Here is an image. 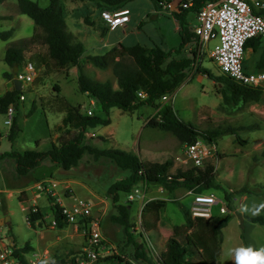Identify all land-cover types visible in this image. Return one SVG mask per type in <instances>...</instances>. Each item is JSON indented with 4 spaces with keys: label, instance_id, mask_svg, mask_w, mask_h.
I'll return each instance as SVG.
<instances>
[{
    "label": "rangeland",
    "instance_id": "1",
    "mask_svg": "<svg viewBox=\"0 0 264 264\" xmlns=\"http://www.w3.org/2000/svg\"><path fill=\"white\" fill-rule=\"evenodd\" d=\"M33 1L38 2L41 7L49 4V0ZM60 2L64 9L67 31L72 32L84 46L83 57L104 54L118 45H140L147 48L159 46L172 52L173 56H187L186 47L179 55L173 50L181 42L176 18L154 0L128 1L126 7L130 10V21L126 27L108 30L104 35L100 34L97 25H87L83 20L85 14L97 20L98 12L94 3L73 0ZM186 20L193 27L196 23L195 14L190 12ZM101 23L104 24L102 21ZM34 27L33 20L19 12L17 0H6L0 4V32L9 31L12 34L8 40L0 38V96L12 88V83L3 77L5 71H12L3 59L5 50L12 42L28 39ZM216 42L209 41L206 49H212ZM44 50V46L36 42L28 45L24 55L28 57L35 51ZM244 57V70L253 72L258 54L248 49ZM198 66L206 67L215 75L221 74L217 65L207 57V53ZM82 68L88 77L98 81L109 80L117 88L111 67L99 69L84 62ZM22 69L21 66L19 70ZM20 92L24 95V100H19L18 105L14 106L13 118L19 129L15 128L13 139L9 138L11 126L4 123L5 114L0 112V156L11 151H47L51 142L55 141L54 129L63 116V112H60L61 97L77 106L82 113L90 108L94 115L105 116L100 105L89 104L91 97L79 90L77 67L47 75L36 71L35 79L24 84ZM163 103L170 105L179 119L201 131L226 130L216 140L217 157L205 163L214 165L216 181L227 191L237 192L246 187L251 192L232 194L234 210L231 212L226 206L221 188L204 193H212L220 201L212 207L214 215L230 213L228 224L221 230L219 261L221 264H237V250L264 248V224H249L245 218L264 215V207H261L264 205V88L257 102L227 105L223 102L222 95L216 92L214 81L195 72L191 80L182 83L171 99ZM155 113L156 109L148 105L138 106L131 111L110 108V123L87 129L84 143L98 149L119 148L136 154L142 160L163 162L171 158L174 161L176 156L182 155L183 144L171 132L146 125ZM248 126L255 128L247 129ZM229 128L237 129L236 133H227ZM236 134L240 137L239 141ZM179 168L177 161H174L170 171L173 173ZM128 174V171L119 168L108 158L102 157L96 161L91 154L85 153L80 163L70 170H63L56 163L45 159L26 176H17L13 158L1 157L0 241L17 248L29 243L33 250L24 254L26 261L32 254L38 253V257H41L39 264L53 259L63 260V264L75 263V257L85 244V237L80 225L67 224L62 228L50 226L53 214L44 180L52 178L58 181L56 201L58 199L59 203L68 204L70 196L85 199L91 206L93 216L100 221L105 248L93 264H146L134 259L133 246L127 241L123 227L111 220V215L116 210L107 195V189ZM138 184L140 185H136ZM244 196L246 199L242 201ZM149 199L152 201L149 202ZM191 200L192 194H186L185 188H179L175 194L170 195L165 190L161 192L158 187L150 186L145 189L142 201L135 200L130 204L126 202V196L120 194V202L129 206L134 238L136 241L146 242L147 252L149 251L153 260L164 249V241L172 233L173 226L184 222L183 213L184 210H189ZM149 203L162 206L157 213L156 234L144 233L141 226V214ZM222 204L227 208V212L223 214L219 212ZM30 206L40 208L44 214L43 220L35 221L34 225L29 224L26 218ZM249 228L252 233L246 240L252 239V242L247 243L243 232ZM139 233H143V238ZM192 259L196 260L198 256L193 255Z\"/></svg>",
    "mask_w": 264,
    "mask_h": 264
},
{
    "label": "trees",
    "instance_id": "2",
    "mask_svg": "<svg viewBox=\"0 0 264 264\" xmlns=\"http://www.w3.org/2000/svg\"><path fill=\"white\" fill-rule=\"evenodd\" d=\"M5 0H0V3ZM19 12L30 17L34 24V31L28 38H22L10 43L4 54L5 63L11 68V72L5 71L3 77L12 83L13 68L20 69L26 62H31L36 71L45 75L61 71L62 69L77 67L79 90L87 93L91 99L98 103L105 116L87 115L80 109L60 98L63 116L60 123L55 126V141L47 151L25 150L23 152H6L1 157H11L14 160V169L17 176H26L32 169L39 166L45 159L56 163L63 170H70L76 167L85 153L91 154L97 161L102 157L108 158L119 168L128 171V175L121 180L112 183L107 189V195L115 208V213L111 215L114 224L123 227L127 241L133 246V257L146 264H221L219 261L221 230L229 221L230 213L225 215H212L208 218L192 217L189 210H184V222L174 225L172 233L164 241V249L154 261L146 249V242L136 241L131 228L129 206L120 202V194L126 195L133 186L142 181L147 187L161 186L168 193L176 189L185 188L193 193H204L205 191L222 189L226 206L229 211L234 210L232 194L250 193L249 189L243 187L240 191H227L216 181L215 167L212 163H205L203 167H189L187 169H177L171 172L173 159H166L163 162H154L140 159L136 154L121 150L119 148L98 149L90 144L84 143V135L89 128L98 125H108L110 119L108 112L110 108L116 107L122 111H131L138 106L148 105L156 109V113L147 121L146 125L156 127L164 131L171 132L179 141L184 144L195 142L198 138L216 143L217 138L226 133L219 129L199 130L196 126L179 119L173 108L167 103H160V99L165 94L174 92L186 79L189 68L194 62L192 56H173L172 52H167L159 46L150 48L140 45L134 46H113L104 54L86 55L84 46L74 37L72 32H68L64 18L63 5L61 0H49L46 7H41L33 0H17ZM78 2H92L98 12L95 20L91 15L85 14L83 20L87 25H97L101 35L109 29L100 18L102 10H115L126 7L130 0H73ZM160 5V0H154ZM211 0H194L189 8H181L174 3V16L178 22L177 30L181 42L174 52L179 55L191 42L197 40L193 27L186 20L187 15L196 13L202 5ZM264 17V9L255 11ZM101 20L104 24L99 23ZM96 21L98 22L96 24ZM11 33L0 32V38L7 40ZM39 42L44 46V51H35L25 57L24 51L28 45ZM245 51L251 49L257 53V62L254 71L264 70V41L259 37L249 38L245 45ZM130 59V61H127ZM245 61V59H244ZM89 62L99 69L112 68L115 76L117 88L113 87L111 81H98L88 77L82 68V63ZM43 68V69H42ZM197 74L206 75L214 81L216 92L222 95L223 102L227 105H238L240 103L257 102L261 98L262 87H251L236 82L225 74L215 75L206 67L198 66ZM35 79V78H34ZM139 91L146 95L144 99L137 96ZM20 90L13 87L6 90L0 96V112L5 113L10 104L18 105ZM98 100V101H97ZM16 126L13 118L10 127L9 138L13 139ZM255 128L253 126L246 127ZM227 133H236L237 129L229 128ZM236 139L240 137L236 134ZM264 190V186L262 188ZM254 194H257L256 192ZM49 207L56 219L59 228L67 225L60 215L59 204L47 195ZM129 204L131 202H128ZM157 206L156 203H149L141 214V226L144 233H157ZM29 207L26 214L27 222L34 225L35 221L43 220L44 214L37 207V211H32ZM223 214V213H222ZM250 223L264 224V215L245 216ZM86 227V224H79ZM143 238V233H139ZM12 253L18 257L20 264H27L24 254L33 250V247L26 243L22 248L11 246ZM151 253V252H150ZM198 259H192V256ZM60 259L44 261L40 264H63Z\"/></svg>",
    "mask_w": 264,
    "mask_h": 264
},
{
    "label": "built area",
    "instance_id": "3",
    "mask_svg": "<svg viewBox=\"0 0 264 264\" xmlns=\"http://www.w3.org/2000/svg\"><path fill=\"white\" fill-rule=\"evenodd\" d=\"M193 1L160 0V7L173 15L174 3H177L178 7L189 8ZM259 9H264L262 0H252L251 2L248 0H211L205 2L195 13L196 23L193 25V32L196 34L197 40L189 43L185 49L187 55L194 58V62L189 68L184 82L192 79L199 63L203 61L207 53V57L217 65L221 74L228 75L243 85L264 88V70L246 72L243 67L246 41L251 37H259L264 41V17L255 12ZM99 16L109 30H116L119 27H126L130 21V10L127 7L115 10L105 9L100 11ZM211 40L217 42L212 49H206L207 43ZM22 67V70L17 69L16 71V78L21 82V87L32 82L36 75V70L31 62H26ZM173 93L163 95L160 103L171 99ZM137 96L141 99L146 97L143 91H139ZM19 100H24L23 94L20 95ZM95 103L94 99L89 102L91 105H95ZM13 112L14 104H10L4 113L6 117L4 123L8 126H12ZM86 114L92 115L93 112L89 108ZM217 154L216 143L198 138L193 143L184 144L182 155L176 156L174 161H177L178 167L181 169L193 166L203 167L206 161L215 159ZM44 183L49 196L53 199L57 198L58 181L49 178L44 180ZM139 183L140 185L133 186L125 195L126 202L144 199L147 185L142 181ZM64 188L68 187L64 186ZM158 189L163 190L161 186ZM188 193L192 194L189 208L192 217H210L213 205L220 202L212 193H193L192 191ZM56 202L59 204L60 215L64 222L76 225L86 224V227H82L85 244L75 257L74 264H93L104 250L105 243L100 230V221L93 216L89 202L77 196H70L68 204H61L58 199ZM32 211H37V207L33 206ZM219 212L221 214L227 212L224 204L219 207ZM50 226H57L55 218L51 220ZM38 256V253L32 254L27 259V264H39L41 257ZM0 264H20L18 257L13 255L9 243L3 241H0Z\"/></svg>",
    "mask_w": 264,
    "mask_h": 264
},
{
    "label": "clouds",
    "instance_id": "4",
    "mask_svg": "<svg viewBox=\"0 0 264 264\" xmlns=\"http://www.w3.org/2000/svg\"><path fill=\"white\" fill-rule=\"evenodd\" d=\"M237 264H264V248L253 250L249 247L237 250Z\"/></svg>",
    "mask_w": 264,
    "mask_h": 264
},
{
    "label": "crops",
    "instance_id": "5",
    "mask_svg": "<svg viewBox=\"0 0 264 264\" xmlns=\"http://www.w3.org/2000/svg\"><path fill=\"white\" fill-rule=\"evenodd\" d=\"M6 1V0H5ZM4 2V1H3ZM3 2H1V3H3ZM0 3V4H1ZM177 27H178V25H177ZM125 28V27H124ZM124 28H122V29H124ZM12 35V34H11ZM11 35L9 36V38L11 37ZM8 38V39H9ZM7 39V40H8ZM119 46V45H118ZM251 50V49H250ZM184 51V50H183ZM4 58V57H3ZM51 74V73H50ZM8 90V89H7ZM92 134H95V133H92ZM91 139V138H90ZM90 139H88V140H90ZM84 140H85V135H84ZM88 143H90V141H88ZM164 190V189H163ZM163 190H161V192L163 191ZM177 190V189H176ZM175 190V191H176ZM0 191H1V189H0ZM4 191V190H3ZM175 191L174 192H172V193H168L167 191H166V193H168V194H170V195H173V194H175ZM190 190H186V194H189L188 192H189ZM230 191V190H229ZM169 197V196H168ZM174 199V198H173ZM246 199V196H244V198L243 199H241L242 201L243 200H245ZM169 200H171V198L169 199ZM150 201H152V200H150L149 199V202ZM234 206V205H233ZM157 208H158V210H157V213H158V211L160 210V209H162V206L160 207V206H157ZM220 215V214H219ZM159 219V218H158ZM37 221H39L40 222V220H37ZM158 222V221H157ZM249 224H251L250 222H249ZM251 228H249V229H246V230H244V232H243V236H244V240L245 241H247V243H250V242H252V239H248V240H246L247 238H250V236H251Z\"/></svg>",
    "mask_w": 264,
    "mask_h": 264
},
{
    "label": "water",
    "instance_id": "6",
    "mask_svg": "<svg viewBox=\"0 0 264 264\" xmlns=\"http://www.w3.org/2000/svg\"><path fill=\"white\" fill-rule=\"evenodd\" d=\"M16 71H17V67L15 66L13 68V80H12V87L15 90H21V82L16 78ZM98 101V100H97Z\"/></svg>",
    "mask_w": 264,
    "mask_h": 264
}]
</instances>
